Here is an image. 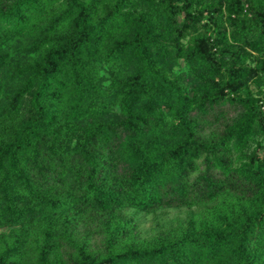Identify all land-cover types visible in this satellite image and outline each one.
Wrapping results in <instances>:
<instances>
[{
  "label": "trees",
  "instance_id": "16d2710c",
  "mask_svg": "<svg viewBox=\"0 0 264 264\" xmlns=\"http://www.w3.org/2000/svg\"><path fill=\"white\" fill-rule=\"evenodd\" d=\"M126 207L206 216L120 249ZM0 241V264H264V0H0Z\"/></svg>",
  "mask_w": 264,
  "mask_h": 264
},
{
  "label": "rangeland",
  "instance_id": "374dc122",
  "mask_svg": "<svg viewBox=\"0 0 264 264\" xmlns=\"http://www.w3.org/2000/svg\"><path fill=\"white\" fill-rule=\"evenodd\" d=\"M209 133V132H208ZM124 215L133 217L136 224H137V231L134 233V235L130 238L124 241L120 245V249L130 248L133 246L142 245L146 241H150L151 239L156 238V236L163 230L170 229L171 227L175 228L178 227L179 223H182L183 221L189 219L193 220H201L206 216V209L204 207H194V208H169L165 210H161L159 212L153 213V214H144L139 213L136 211V209L128 208L126 207L124 209ZM98 222V221H97ZM80 230L77 233V238L83 242L87 238L90 240L92 247L90 251L96 255L103 257L105 250L104 247L101 246L100 236L93 235L91 237V234L87 233L86 226L96 227L100 226L101 223H96L95 220L89 219L86 223H81ZM83 225H86L83 227ZM88 232H92L89 230ZM8 240V239H7ZM4 243L0 241V252L4 249L3 247ZM29 257L26 259L31 264H37V251H38V245L36 243H32V245H29Z\"/></svg>",
  "mask_w": 264,
  "mask_h": 264
}]
</instances>
